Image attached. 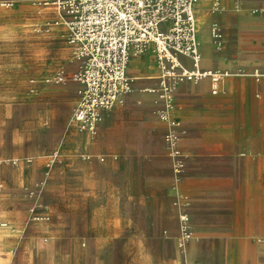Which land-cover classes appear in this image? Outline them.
I'll return each mask as SVG.
<instances>
[{
  "label": "crops",
  "instance_id": "obj_1",
  "mask_svg": "<svg viewBox=\"0 0 264 264\" xmlns=\"http://www.w3.org/2000/svg\"><path fill=\"white\" fill-rule=\"evenodd\" d=\"M233 1L193 5L199 66L221 76L214 93L209 77L176 88L172 115L185 128L180 174L166 154V124L156 113V93L149 91L160 74L150 42L129 57L132 92L104 114L89 138V153L82 154L89 155V229L102 222L123 251L132 245L133 252H149L143 240L155 237L170 238L176 254V239L186 236L184 264H203L209 252L224 253L225 264H231L238 238L251 236L233 222L239 190L251 188V160L264 153L257 143L263 136L254 131L264 124V13L249 12L264 8V0H241L238 10ZM218 3L223 10H214ZM213 20L223 28L220 50L208 34ZM182 60L189 65L187 57ZM249 200L243 195V203ZM177 258L172 264H179Z\"/></svg>",
  "mask_w": 264,
  "mask_h": 264
},
{
  "label": "rangeland",
  "instance_id": "obj_2",
  "mask_svg": "<svg viewBox=\"0 0 264 264\" xmlns=\"http://www.w3.org/2000/svg\"><path fill=\"white\" fill-rule=\"evenodd\" d=\"M54 19L42 0L0 4V227L7 229H0L6 232L0 233V264H172L174 255L184 264L186 236L176 239V254L170 238L155 237L144 238L149 252L139 253L132 245L119 249L102 222L89 229V158L82 156L89 140L69 125L76 85L38 83L36 93L27 91L30 78L74 67L64 29ZM254 131L264 145V124ZM54 149L60 155L30 197L27 189L43 178L45 155ZM26 156L28 164L11 162ZM238 195L233 223L251 236L238 238L231 264H264V153L251 160V188ZM243 195L250 200L243 203ZM224 256L205 253L203 264H225Z\"/></svg>",
  "mask_w": 264,
  "mask_h": 264
},
{
  "label": "built area",
  "instance_id": "obj_3",
  "mask_svg": "<svg viewBox=\"0 0 264 264\" xmlns=\"http://www.w3.org/2000/svg\"><path fill=\"white\" fill-rule=\"evenodd\" d=\"M8 0H0L5 5ZM194 0H42L53 10V25L64 29L70 47L71 69L57 67L40 80H28V92L36 93L40 85L62 84L71 81L75 86V103L69 125L85 136L94 138L104 114L122 104L132 92V78L127 64L133 50L150 42L160 70L158 84L149 91L156 93L158 117L165 122L163 142L175 174H180L185 155L180 140L185 134L182 122L172 115L178 84L211 80V91L217 90L221 74L200 68V53L196 41L197 21ZM233 8H241V0L233 1ZM214 10H223L218 3ZM252 14L264 13V8H251ZM49 25V24H47ZM208 34L213 47L220 50L224 44L223 28L217 20L209 23ZM182 57L190 62L185 64ZM89 158V155H84ZM59 152L45 155L44 176L27 189L36 197L43 188L47 175L57 161ZM30 156L14 158L11 162L28 164ZM34 205L29 208L34 212ZM36 218H42L35 215ZM5 225V223H3Z\"/></svg>",
  "mask_w": 264,
  "mask_h": 264
},
{
  "label": "bare ground",
  "instance_id": "obj_4",
  "mask_svg": "<svg viewBox=\"0 0 264 264\" xmlns=\"http://www.w3.org/2000/svg\"><path fill=\"white\" fill-rule=\"evenodd\" d=\"M196 2H197V0H194V2H193L194 7H195ZM1 225L3 226V223H1ZM0 229L7 230L6 228H3V227H0Z\"/></svg>",
  "mask_w": 264,
  "mask_h": 264
}]
</instances>
